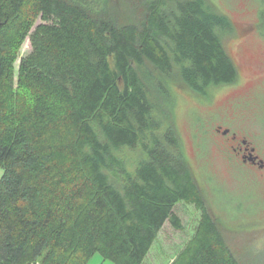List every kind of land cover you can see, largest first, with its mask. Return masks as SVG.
<instances>
[{
    "label": "trees",
    "instance_id": "16d2710c",
    "mask_svg": "<svg viewBox=\"0 0 264 264\" xmlns=\"http://www.w3.org/2000/svg\"><path fill=\"white\" fill-rule=\"evenodd\" d=\"M229 30L203 0H0V264H143L165 222L182 228L179 201L201 218L171 264H244L141 73L198 93L232 84Z\"/></svg>",
    "mask_w": 264,
    "mask_h": 264
},
{
    "label": "rangeland",
    "instance_id": "374dc122",
    "mask_svg": "<svg viewBox=\"0 0 264 264\" xmlns=\"http://www.w3.org/2000/svg\"><path fill=\"white\" fill-rule=\"evenodd\" d=\"M203 1L230 21L231 30L221 34V42L237 70L234 83L209 86L198 93L177 75L166 77L148 65L141 73L152 97L160 103L165 123L179 137L208 213L236 257L244 264H258L264 261V169L242 164L235 157L228 160L223 149L227 137L216 129L221 126L239 137L245 136L264 163V8L258 0ZM115 15L123 17L119 7ZM39 23L37 20L35 25ZM17 27L16 23L10 26L6 34L13 35ZM17 51L15 82L20 60L30 51L28 37ZM157 80L167 95L158 94L154 85ZM123 157L132 163L136 153L125 150ZM128 168L132 170L133 166ZM2 174L0 166V179ZM172 210L182 228L176 230L165 222L143 264H171L194 237L201 211L183 201L174 204ZM85 264L114 263L95 253Z\"/></svg>",
    "mask_w": 264,
    "mask_h": 264
},
{
    "label": "flooded vegetation",
    "instance_id": "af4514ba",
    "mask_svg": "<svg viewBox=\"0 0 264 264\" xmlns=\"http://www.w3.org/2000/svg\"><path fill=\"white\" fill-rule=\"evenodd\" d=\"M225 130H228L224 133ZM221 135L227 137V142H223V149L228 154V160L233 161L232 158H236L242 164H249L260 170L264 169V163L256 154L255 148L250 144L245 136H238L236 133H232L230 129H222L218 126L216 129Z\"/></svg>",
    "mask_w": 264,
    "mask_h": 264
},
{
    "label": "water",
    "instance_id": "95a60500",
    "mask_svg": "<svg viewBox=\"0 0 264 264\" xmlns=\"http://www.w3.org/2000/svg\"><path fill=\"white\" fill-rule=\"evenodd\" d=\"M228 130H225L224 133H226Z\"/></svg>",
    "mask_w": 264,
    "mask_h": 264
},
{
    "label": "crops",
    "instance_id": "0c3cea01",
    "mask_svg": "<svg viewBox=\"0 0 264 264\" xmlns=\"http://www.w3.org/2000/svg\"><path fill=\"white\" fill-rule=\"evenodd\" d=\"M175 257H176V256H175ZM174 259H175V258H174ZM174 259H173V260H174Z\"/></svg>",
    "mask_w": 264,
    "mask_h": 264
}]
</instances>
